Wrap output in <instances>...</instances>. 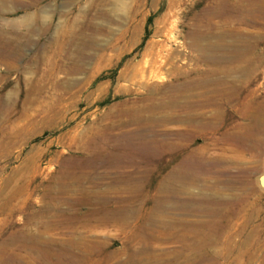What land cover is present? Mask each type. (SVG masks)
Returning a JSON list of instances; mask_svg holds the SVG:
<instances>
[{
	"label": "rangeland",
	"instance_id": "1",
	"mask_svg": "<svg viewBox=\"0 0 264 264\" xmlns=\"http://www.w3.org/2000/svg\"><path fill=\"white\" fill-rule=\"evenodd\" d=\"M263 172L264 0H0V264H264Z\"/></svg>",
	"mask_w": 264,
	"mask_h": 264
},
{
	"label": "bare ground",
	"instance_id": "2",
	"mask_svg": "<svg viewBox=\"0 0 264 264\" xmlns=\"http://www.w3.org/2000/svg\"><path fill=\"white\" fill-rule=\"evenodd\" d=\"M24 19L23 20H25V21H28L29 19H32V16L30 15V14H27V15H25L24 17H23ZM157 59H159V58H157ZM169 59L166 57V58H164V60L162 59V60H158V63L159 64H161V63H166V64H168L169 63V61H168ZM144 72H143V70L142 71H140V72H138V80H139V78H141L143 75H145V74H143ZM143 74V75H142ZM161 75H162V73H161ZM153 76H155V75H153ZM163 76V75H162ZM145 77V76H144ZM143 77V78H144ZM160 77V78H159ZM164 77V76H163ZM158 78L160 79V80H162V77L161 76H158ZM142 80H144V79H142ZM157 80V79H156ZM136 83H138L137 81H136ZM141 84V83H140ZM253 118V122H252V127L255 129L256 128V126H255V124H256V119H255V117H252ZM251 127V126H250ZM244 141V140H243ZM264 174V172L262 173V175ZM127 178H128V176H126ZM126 177H123V179L122 178H120V180L121 181H124L125 179H126ZM262 181L264 182V178L262 179ZM188 185H191V186H193L194 185V181H192V180H190V183L188 184ZM207 188V187H206ZM199 195V194H198ZM205 195V194H204ZM201 196H202V194H201ZM216 196H218V195H216ZM214 197L213 199H215V200H217V197ZM209 199H210V197H208ZM195 200V199H194ZM202 201H204L203 199H201ZM207 200V199H206ZM186 205H188V203H186ZM211 205V204H210ZM201 212V211H200ZM109 213V212H108ZM105 214V213H104ZM121 214V211L119 210V208L118 209H116V210H114V211H112V215L113 216H115V217H118L119 215ZM107 215V214H106ZM108 218V217H107ZM107 218H105V219H107ZM114 220V219H113ZM109 222V221H108ZM143 252V251H142ZM146 253V256H148V255H150V253L148 252V250H145V252L143 253V254H145ZM150 256H152V254L150 255ZM152 258V257H151ZM189 262V261H188ZM193 263V261L191 260L190 262H189V264H192Z\"/></svg>",
	"mask_w": 264,
	"mask_h": 264
},
{
	"label": "water",
	"instance_id": "3",
	"mask_svg": "<svg viewBox=\"0 0 264 264\" xmlns=\"http://www.w3.org/2000/svg\"><path fill=\"white\" fill-rule=\"evenodd\" d=\"M264 178V174L262 175V179ZM262 183L264 184V182L262 181Z\"/></svg>",
	"mask_w": 264,
	"mask_h": 264
}]
</instances>
